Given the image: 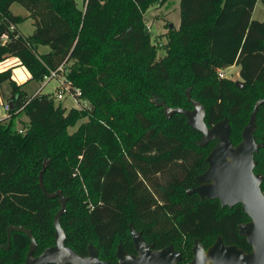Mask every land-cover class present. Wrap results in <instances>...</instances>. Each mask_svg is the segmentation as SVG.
<instances>
[{
  "label": "trees",
  "instance_id": "obj_1",
  "mask_svg": "<svg viewBox=\"0 0 264 264\" xmlns=\"http://www.w3.org/2000/svg\"><path fill=\"white\" fill-rule=\"evenodd\" d=\"M157 1L167 0H86L84 10L76 0H0V62L16 56L30 72L29 81L44 82L74 60L66 81L94 107L82 113L57 104L54 93L29 95L11 69L0 72V94L9 105L0 119V264H25L30 248L24 231L12 229L9 237L10 226L33 231L36 255L55 245L61 202L45 194L41 178L48 193L62 190L68 197L61 217L65 243L81 255L88 254L90 242L101 259L113 263L120 243L136 253L131 224L155 249L173 244L182 251L179 264L192 260L196 238L208 248L222 235L227 245L251 251L239 235V224L251 220L240 203L224 207L218 199L201 200L188 192L200 184L197 176L208 168L206 158L217 141L199 146L202 132L190 127L184 114L165 113L163 102L193 108L188 95L166 83L169 67L180 66L177 55L171 50L153 65L162 84L146 85L159 95L155 110L129 89L150 48L144 13ZM258 1L180 0L179 39L189 57L173 81L198 83L190 94L205 105L207 125L228 117L235 145L253 104L264 98V21L253 19ZM14 3L28 15H16ZM29 18L35 30L25 35L18 25ZM41 46L50 50L40 53ZM233 65L241 67L243 86L219 75ZM262 110L264 105L257 124ZM21 114L28 118L24 133L14 126ZM81 116L87 121L65 136ZM255 136L264 143L259 124ZM255 159V172L264 175V147ZM82 183L91 195L85 204Z\"/></svg>",
  "mask_w": 264,
  "mask_h": 264
},
{
  "label": "water",
  "instance_id": "obj_2",
  "mask_svg": "<svg viewBox=\"0 0 264 264\" xmlns=\"http://www.w3.org/2000/svg\"><path fill=\"white\" fill-rule=\"evenodd\" d=\"M237 84L243 86L244 82L238 80ZM188 99L193 104L192 109L171 107L163 102L166 115L171 117L177 112L184 114L188 125L202 132L199 146L205 147L211 141H217L206 158L208 168L197 176L200 184L188 192L198 194L201 200L218 199L224 207L240 203L251 220L239 224V234L247 239L253 249L247 252L238 245H227L222 235L206 248L196 238L192 248L193 258L187 264H264V191L261 188L264 175L255 172V154L264 147V143H258L255 136L264 98L255 102L249 122L242 132V140L237 145L231 140L232 127L228 117L208 126L205 105L192 98L191 94ZM41 186L48 197H59L61 202V208L54 218L55 245L36 255L38 243L33 231L24 226H10L9 237L11 230L17 229L24 231L31 239L25 264H179L182 260L183 252L176 250L173 244L155 249L153 244L146 241L143 232L132 224L130 231L136 253H128L120 243L116 252L118 261L113 263L101 259L98 248L90 242L88 254H79L66 245V232L61 224V217L67 211L68 197L62 190L48 193L42 178Z\"/></svg>",
  "mask_w": 264,
  "mask_h": 264
},
{
  "label": "rangeland",
  "instance_id": "obj_3",
  "mask_svg": "<svg viewBox=\"0 0 264 264\" xmlns=\"http://www.w3.org/2000/svg\"><path fill=\"white\" fill-rule=\"evenodd\" d=\"M79 7L84 10L86 0H76ZM12 10L16 15L27 16L28 11L19 3H14L12 5ZM180 0H167L166 3L162 4L160 2L152 3L148 9L144 13V21L146 23V27L149 33V53H145L141 60L140 65L135 71L139 72V77L134 81V79H129L131 81L129 89L135 95L140 97V102L145 106V108H149L150 110H155V105L159 103L158 97L155 91L147 88L146 85H149L152 82L158 80L159 85L162 88L161 80L158 77V72L154 68V63L156 61L162 60L167 55H170V51L177 55L180 59V66H170L169 67V77L166 80L168 87L174 89L182 90L186 95L190 94L192 88H196L198 83H194L191 79H187L183 84H177L173 81V74L181 70L180 67L184 65L183 61L188 59L189 53L184 50L182 44L180 42ZM253 19L264 21V4L259 0L255 7L253 13ZM19 29L25 35L32 34L35 30V26L33 24L32 19H25L19 25ZM103 47H107L104 45ZM50 48L48 46H42L39 49L40 53H45L49 51ZM76 66V62L73 60L67 65H63L59 70V74L57 78L46 79L43 81L31 80L30 73L28 69L21 64L20 60L16 56H11L0 62V72L3 70L11 69L13 78L17 83L25 84V88L28 91L29 95H33L41 91L42 93H56L64 84L66 83V78L70 73L74 70L73 68ZM226 73L228 78H231L235 81H242L240 77V66L233 65L227 69L222 68L219 70ZM70 81V80H69ZM70 84H73L70 81ZM146 91H145V87ZM76 87V86H74ZM143 89H142V88ZM144 90L146 93H144ZM57 104L62 105V107H67V109H71L73 107L77 109H81L82 113L90 110H94L93 104L89 98L85 97H72L68 95L65 99H56ZM8 101L3 98L2 94H0V119L7 117L6 105ZM254 105V104H253ZM253 110V106H252ZM251 110V111H252ZM28 118L25 114L19 115L14 120V126L19 129L23 126L28 127ZM87 121V117L81 116L78 118L77 122L74 125H71L67 128L65 132V136L76 134V132L80 129V127ZM259 124V133L264 135V110H262V114L259 116L258 120ZM191 140H193L190 137ZM201 140V139H200ZM199 140V141H200ZM48 162L46 161L44 164L46 165ZM262 164H264L262 162ZM85 186L84 183L80 186L82 191V202L85 204L91 197L89 191L83 188ZM57 214V212L55 213Z\"/></svg>",
  "mask_w": 264,
  "mask_h": 264
},
{
  "label": "built area",
  "instance_id": "obj_4",
  "mask_svg": "<svg viewBox=\"0 0 264 264\" xmlns=\"http://www.w3.org/2000/svg\"><path fill=\"white\" fill-rule=\"evenodd\" d=\"M60 69H61V67L59 68V70ZM219 75H220V77H223V78L227 77L226 73L223 71H220ZM57 77H58V72L54 71L51 73V75L47 76L45 78V80L57 78ZM65 82L66 83L64 84V86H62L59 90H57L56 93H54L56 99H60V100L65 99L68 95L72 96L73 98L76 96H78V97L83 96V92L79 87H72V85L69 82H67V81H65ZM38 92H40V91H38ZM8 109H9V105L7 103L6 110H8ZM19 131H20V133H24L26 131V128H24V127L19 128Z\"/></svg>",
  "mask_w": 264,
  "mask_h": 264
},
{
  "label": "crops",
  "instance_id": "obj_5",
  "mask_svg": "<svg viewBox=\"0 0 264 264\" xmlns=\"http://www.w3.org/2000/svg\"><path fill=\"white\" fill-rule=\"evenodd\" d=\"M42 47V46H41ZM41 47L39 48V49H41ZM46 52H48V51H46ZM21 62V61H20ZM231 67V66H230ZM227 68H229V67H227ZM227 68H225V69H227ZM240 69H241V67H240ZM30 73V72H29ZM30 77H31V74H30ZM26 89V88H25Z\"/></svg>",
  "mask_w": 264,
  "mask_h": 264
},
{
  "label": "flooded vegetation",
  "instance_id": "obj_6",
  "mask_svg": "<svg viewBox=\"0 0 264 264\" xmlns=\"http://www.w3.org/2000/svg\"><path fill=\"white\" fill-rule=\"evenodd\" d=\"M240 235V234H239ZM248 242V241H247ZM253 249V248H252ZM252 249H251V251H252ZM251 251H247V252H251Z\"/></svg>",
  "mask_w": 264,
  "mask_h": 264
}]
</instances>
